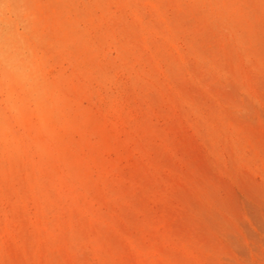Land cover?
<instances>
[{
	"label": "rangeland",
	"instance_id": "374dc122",
	"mask_svg": "<svg viewBox=\"0 0 264 264\" xmlns=\"http://www.w3.org/2000/svg\"><path fill=\"white\" fill-rule=\"evenodd\" d=\"M0 143V264H264V3L0 0Z\"/></svg>",
	"mask_w": 264,
	"mask_h": 264
},
{
	"label": "clouds",
	"instance_id": "9594fccd",
	"mask_svg": "<svg viewBox=\"0 0 264 264\" xmlns=\"http://www.w3.org/2000/svg\"><path fill=\"white\" fill-rule=\"evenodd\" d=\"M7 20L12 21L14 26L21 32V34L27 32V22L20 17H12Z\"/></svg>",
	"mask_w": 264,
	"mask_h": 264
},
{
	"label": "bare ground",
	"instance_id": "6f19581e",
	"mask_svg": "<svg viewBox=\"0 0 264 264\" xmlns=\"http://www.w3.org/2000/svg\"><path fill=\"white\" fill-rule=\"evenodd\" d=\"M215 15V14H214ZM222 21V20H221ZM225 21V20H224ZM219 23V22H218ZM263 25V24H262ZM229 31V30H228ZM232 40V39H231ZM117 80V79H116ZM118 87V86H117ZM26 100V99H25ZM103 100V99H102ZM52 101V100H51ZM124 101V100H123ZM114 102V101H113ZM129 108V107H128ZM35 112V111H34ZM34 117H35V114H34ZM19 118V117H18ZM9 120V119H8ZM38 123V122H37ZM38 125H40L39 123H38ZM224 125V124H223ZM36 127H38V126H35V129H37ZM225 128V127H224ZM227 128V127H226ZM39 129V128H38ZM37 129V130H38ZM40 130V129H39ZM41 131H43V130H41ZM41 131H39V132H41ZM42 133V132H41ZM40 133V134H41ZM46 134L47 133H45V136H43V137H46ZM40 138V137H39ZM1 144V143H0ZM72 146V145H71ZM53 147H54V145H53ZM53 149V148H52ZM56 149V148H55ZM57 150V149H56ZM53 151V150H52ZM59 155V154H58ZM56 156V155H55ZM59 157V156H58ZM59 159V158H58ZM59 164V163H58ZM59 165H61V162H60V164ZM65 169V168H64ZM61 172H62V170H61ZM68 174V173H67ZM68 176V175H67ZM68 177H70V176H68ZM67 177V178H68ZM66 178V179H67ZM81 178V177H80ZM70 179V178H69ZM68 180V179H67ZM71 180V179H70ZM59 182V181H58ZM71 183V182H70ZM80 189V188H79ZM77 194H78V192H77ZM87 219V218H86ZM66 221V220H65ZM69 221V220H68ZM11 223H13V222H11ZM14 225V224H13ZM54 225V224H53ZM52 225V226H53ZM54 229V228H53ZM57 229V228H56ZM68 231V230H67ZM58 232V231H57ZM69 232V231H68ZM9 234L8 235H10V237H13L12 235H11V233L10 232H8ZM62 235V234H61ZM60 235V236H61ZM61 239V238H60ZM19 240V239H18ZM22 241V240H21ZM89 241V240H88ZM88 244V243H87ZM90 245V244H89ZM96 246V245H95ZM26 247V246H25ZM28 247H30V246H28ZM92 247V246H91ZM22 248V247H21ZM11 249V248H10ZM13 249V248H12ZM26 249V248H25ZM25 251V250H24ZM43 251V250H42ZM101 252V251H100ZM35 253V252H34ZM104 253V252H103ZM13 255V254H12ZM43 255H44V252H43ZM10 257H11V255H10ZM82 258V257H81Z\"/></svg>",
	"mask_w": 264,
	"mask_h": 264
},
{
	"label": "snow or ice",
	"instance_id": "6c2138e0",
	"mask_svg": "<svg viewBox=\"0 0 264 264\" xmlns=\"http://www.w3.org/2000/svg\"><path fill=\"white\" fill-rule=\"evenodd\" d=\"M262 3H264V0H262Z\"/></svg>",
	"mask_w": 264,
	"mask_h": 264
}]
</instances>
